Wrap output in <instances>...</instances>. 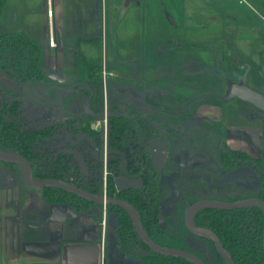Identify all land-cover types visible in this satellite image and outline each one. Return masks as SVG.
<instances>
[{"label": "rangeland", "instance_id": "obj_1", "mask_svg": "<svg viewBox=\"0 0 264 264\" xmlns=\"http://www.w3.org/2000/svg\"><path fill=\"white\" fill-rule=\"evenodd\" d=\"M62 1L65 2L66 10L64 26L60 19ZM43 3L44 0H21L20 9L13 2L12 7L0 16V34L22 30L34 35L40 45L41 77L39 79L18 82L8 68L7 52L0 57V107L4 99L18 97L20 121L25 126L38 128L51 120L65 122L67 119L97 111L98 114L102 111L109 113L108 109L115 106L129 107L137 111L144 110L148 114L160 111L161 108L156 107L149 97L162 99L166 103L167 101L177 103L180 106L189 101L182 98L177 100L169 94L168 83L162 78L173 75L170 68L151 67L148 69L149 76L144 80L138 78L136 68L129 74L127 68L121 66L117 55L123 56L124 51H119V47L113 43L110 36V20L108 14L105 16L102 11V3L99 9V4L94 2L91 17L84 18L83 21L79 19L81 16L78 17L72 10L71 7L75 8V4L69 5V0H50L49 13L44 11ZM40 5L42 8H39ZM85 15V11L82 10V17ZM156 17L157 12L153 10L148 19L149 25L155 23ZM124 33L126 35L130 32H124L123 28L121 37ZM50 37L56 46H49ZM81 39L91 43L80 47ZM242 39L244 35L232 44L225 38L217 40L216 44L220 45L219 53L212 61V67L216 63L219 64L218 79L217 82L207 80L203 84L206 90L217 91L224 86L229 89L231 84H237L245 85L263 94L264 76L258 77L259 80L256 82H249L247 79L239 82L230 76L243 79L240 75L241 63L236 61L237 66L231 71V68H228L231 62L225 60L222 54L229 53L230 45L241 48ZM82 59L88 66L79 63ZM97 67L100 71L104 70L106 76L110 75L107 78L104 76V79L101 77L102 80L99 82L98 100L95 99L101 106L99 109L95 104L90 103V98L84 91V88L90 84L87 80L93 75V69ZM184 71L191 72L190 68H184ZM217 95L221 103L223 117L221 123L197 119V111L195 112L193 108L180 112L176 118L169 113L163 114L165 121L176 123L177 130H180L181 134L176 139L168 141V166L164 167L158 177L155 176L158 184L155 241L166 247L193 254L205 264H216L215 257L220 256L209 241L191 234L186 229L185 214L190 205L200 200L220 201L216 200L220 198L227 199L224 201H231L230 199L233 198L243 200L258 198L260 193L264 194V189L261 187L264 181V110L240 98L224 101L222 93L218 92ZM105 106L108 107L107 110ZM201 106L199 109L201 112L209 109L206 105ZM184 110L185 107H182L181 111ZM5 119L11 118L7 115ZM106 120V118L101 119L103 146ZM78 122L82 126L84 120ZM95 126L98 127L99 123H95ZM54 138L59 140L50 141L48 144L51 147L66 154H69V151L74 152L76 156L80 153V156H84L89 163V151L92 148L89 147L88 135H80L79 132L77 136L69 138V131L61 127L55 132ZM230 138L236 141L238 145L236 147L239 148L237 150L260 160L262 169L259 170L249 164H238L231 169H222L220 143L224 139L230 141ZM204 140L207 142L205 143ZM230 147L234 148L235 144H230ZM216 164L218 168L215 167ZM210 168H213L212 172L209 171ZM31 171L33 174L32 169ZM100 171L101 176L103 172L111 176L113 182L115 172L108 171L107 161L102 163ZM106 187L105 178L99 185L98 195H105ZM224 188H226L224 192H219ZM107 211L108 226L113 232L116 213L112 210ZM116 222L117 217L115 225Z\"/></svg>", "mask_w": 264, "mask_h": 264}, {"label": "crops", "instance_id": "obj_2", "mask_svg": "<svg viewBox=\"0 0 264 264\" xmlns=\"http://www.w3.org/2000/svg\"><path fill=\"white\" fill-rule=\"evenodd\" d=\"M49 1L44 0L43 3L47 13L51 11ZM13 2L21 9V0H5L0 16L12 7ZM94 2L99 4V9L102 3V11L105 16L108 14L110 20L113 43L119 47V51H124L123 56L117 55L121 66L127 68L129 74L136 68L138 78L144 80L149 76L148 69L151 67L170 68L173 75L162 78L168 83L169 94L177 100H189L180 106L149 97L155 105L156 102L161 103L170 109L165 112L163 109L153 111L151 115L157 119L156 112H159L164 122L173 127L175 135L170 136V140L179 137L181 132L177 130L175 122L165 121L164 113L176 118L180 112L193 108L197 111V119L214 123L223 120L220 102L210 105L199 101L210 95L220 98L218 92L225 98L229 90L224 86L211 91L203 86L207 80L217 82L219 64L212 67V61L219 53L220 45L216 44L219 38H225L232 44L244 35L241 48L230 45L229 53L222 54L225 60L231 62L228 67L231 71L237 66L236 61L241 63L240 75L243 79L230 75L233 80L256 82L258 77L264 76V0H69V5L75 4V8H71L83 21L91 17ZM82 10L86 13L84 17ZM153 10H156L157 17L155 23L149 25L148 19ZM65 13V2L62 1L60 19L63 26ZM123 28L124 32L130 33H124L121 37ZM24 33L38 43L34 35ZM88 43L91 41L81 39L79 46ZM48 44L50 47L56 46L52 37ZM79 63L88 66L84 59ZM184 68H190L191 72H185ZM96 72L98 75L100 73V80L106 76L104 70L97 69ZM92 79L90 77L87 82L92 83ZM201 105H206L210 110L201 112ZM182 107H185L184 111H181ZM98 122L103 121L99 118ZM92 127H95V122ZM229 140H221L220 161L221 154L228 150L244 152L237 150L236 141L232 138ZM230 144H235V147L231 148ZM249 158L260 162L256 158ZM253 161L247 164L257 167L252 165ZM260 196L261 193L259 199ZM108 208L91 203L83 211L74 213L66 204L47 202L41 189L24 186L16 172L8 164L0 162V264H149L120 245L114 228L115 215L113 232L108 226Z\"/></svg>", "mask_w": 264, "mask_h": 264}, {"label": "trees", "instance_id": "obj_3", "mask_svg": "<svg viewBox=\"0 0 264 264\" xmlns=\"http://www.w3.org/2000/svg\"><path fill=\"white\" fill-rule=\"evenodd\" d=\"M4 2L5 0H0V15ZM5 52L8 54L10 73L18 82L32 81L41 77L39 69L40 47L29 35L21 31L0 34V57ZM97 69H93V75L91 76L93 82H89V89L84 88V91L87 92L90 102L100 108L99 102H96L100 82V73L98 75ZM199 101L215 105L220 102V99L208 96L200 98ZM156 107L163 109V112L170 110L169 107L157 102ZM108 111L111 114L106 121L105 136L108 171L120 174L118 168L121 166L122 161H125L126 170L131 174L140 172L144 182V186L140 190L131 188L115 194L112 178L107 175L108 197L126 201L136 208L143 229L155 241L158 184L155 181L151 158L145 153V148L148 139L155 132L158 134V131L153 124V120L144 110L137 111L128 107L115 106L108 109ZM123 113L125 115H121ZM7 115L11 119L6 120ZM98 116L97 111L96 114L79 115L78 118L67 119L65 122L51 120L44 126L34 128L25 126L20 121V99L18 97L4 99L0 107V151L22 156L28 162L30 169L33 170L31 175L34 181L43 179L59 180L93 195H98L99 185L103 181L100 171L102 166L103 130L102 122H98ZM81 120H85L82 126L78 122ZM93 122L99 123V126L92 127ZM61 127H65L69 131L70 138L77 136L79 132L80 135L90 137L89 147L92 150L89 152V163L86 162L84 156H81L84 159L81 162L73 152L69 151V154L62 153L48 144L50 141L59 140L54 136L55 132ZM168 132L169 137L175 135L172 128H168ZM221 155L222 169H231L238 164H247L253 161L246 153L239 151L228 150ZM252 163V165H257V168L261 169L259 161H253ZM8 165L21 180L22 174L19 166L13 163H8ZM215 167L218 168L217 164ZM86 169L88 171H85ZM212 170L213 168H210L209 171L212 172ZM41 191L47 202L66 204L74 213L83 211L88 204H91L89 201L65 190L42 188ZM260 199L264 200V194H261ZM230 200L235 201L237 199ZM108 209L116 213L115 232L120 245L127 252L140 254L142 257L137 256L143 258L149 264H190L180 258L165 257L151 252L136 235L127 214L119 207L113 206ZM193 223L197 227L212 231L220 240L223 248L229 253L234 264H264V215L259 207L250 206L234 210L201 208L195 211ZM215 259L216 264H225L222 258L215 257Z\"/></svg>", "mask_w": 264, "mask_h": 264}, {"label": "water", "instance_id": "obj_4", "mask_svg": "<svg viewBox=\"0 0 264 264\" xmlns=\"http://www.w3.org/2000/svg\"><path fill=\"white\" fill-rule=\"evenodd\" d=\"M56 77V75H53ZM228 97L223 100L228 101L233 98H240L245 100L258 108L264 110V95L254 91L245 85L231 84L227 93ZM159 135H154L147 143L145 153L151 156L155 176L158 177L164 169L167 161V150H168V138L163 130L158 131ZM0 161L4 163H16L21 168L22 180L26 187L41 189L43 187L60 188L66 190L82 199L89 201L90 203L106 205L108 207H119L124 210L129 216L133 225L134 231L141 242L153 253L159 254L165 257L180 258L186 260L190 264H205L203 261L193 254L187 252L170 249L163 245L158 244L143 229L140 216L136 208L126 201L118 200L115 198H109L104 196L93 195L85 190L77 189L76 187L57 180H40L33 181L31 170L28 162L21 156L9 154L0 151ZM120 175L114 178V184L119 192L127 191L129 189L140 190L144 186L142 179H135L134 176H129L126 172L125 161H122L121 167L119 168ZM250 206H257L261 209L264 215V201L259 199H243L235 201H212V200H200L194 204H191L185 214V227L194 235L206 238L213 242L216 251L219 255L227 262V264H233L228 252L222 247L218 238L209 230L196 227L193 223V215L195 211L201 208H216L221 210H234L247 208ZM263 250H264V235H263Z\"/></svg>", "mask_w": 264, "mask_h": 264}, {"label": "flooded vegetation", "instance_id": "obj_5", "mask_svg": "<svg viewBox=\"0 0 264 264\" xmlns=\"http://www.w3.org/2000/svg\"><path fill=\"white\" fill-rule=\"evenodd\" d=\"M92 114H96V112H94V113H92ZM105 114V115H104ZM107 115H108V117H109V115H111L110 113H103L102 112V114H99V116H98V118H106V119H108V117H107ZM121 115H125L124 113L123 114H121ZM120 115V116H121ZM151 115L152 114H149V116L151 117ZM156 115H157V119L156 118H154L153 116L151 117V119L153 120V124H154V126L156 127V130L157 131H159L160 129L161 130H163V132L166 134V136H167V138H168V140L170 141V138H169V132H168V128H170V126L167 124V123H165L164 122V120L162 119V117H161V115H160V113L159 112H156ZM171 128H173V127H171ZM174 129H176V128H174ZM154 135H156V136H158L159 135V133L158 134H156V132L148 139V141L154 136ZM70 138V137H69ZM148 143V142H147ZM147 147V146H146ZM75 149V148H74ZM146 149V148H145ZM76 150V149H75ZM78 151V150H77ZM90 152V151H89ZM73 154L76 156V154L73 152ZM81 154L80 153H78V157L77 158H79L80 159V161L82 162L84 159L80 156ZM150 156V155H149ZM150 158H151V156H150ZM151 161H152V158H151ZM84 164V163H83ZM152 165H153V162H152ZM166 165H167V163H166ZM165 165V166H166ZM121 166H119V168H120ZM118 168V169H119ZM153 168H154V166H153ZM126 172H127V174L129 175V176H134L135 177V179H142L141 178V173L140 172H135V173H133V174H131V173H129L127 170H126ZM119 175V173L117 174V173H115V175L113 176V185H114V187H115V194H117V193H119V191L117 190V188H116V186H115V184H114V178L116 177V176H118ZM107 187H106V189H105V196H107L108 197V194H107Z\"/></svg>", "mask_w": 264, "mask_h": 264}, {"label": "bare ground", "instance_id": "obj_6", "mask_svg": "<svg viewBox=\"0 0 264 264\" xmlns=\"http://www.w3.org/2000/svg\"><path fill=\"white\" fill-rule=\"evenodd\" d=\"M105 115V114H104ZM107 117H108V115H107ZM2 152V151H1ZM6 153V152H5ZM9 154H13V153H9ZM14 155H17V156H20V155H18V154H14ZM22 157V156H21ZM167 159H168V154H167ZM0 162H2V161H0ZM167 162V161H166ZM4 163V162H3ZM6 164H8V163H6ZM13 164H16V163H13ZM17 166H19L18 164H16ZM19 168H20V166H19ZM31 170V169H30ZM20 171H21V168H20ZM33 180V179H32ZM43 180H47V179H43ZM49 180H53V179H49ZM21 181H22V183H23V180H22V175H21ZM34 181V180H33ZM38 181H40V180H38ZM57 181H59V180H57ZM35 182H37V181H35ZM63 182V181H62ZM64 183H67V182H64ZM24 184V183H23ZM67 184H69V183H67ZM71 185V184H70ZM25 186V185H24ZM73 186V185H72ZM75 187V186H74ZM29 188V187H28ZM43 188H52V187H43ZM31 189H35V188H31ZM42 189V188H41ZM55 189H60V188H55ZM78 189V188H77ZM60 190H63V189H60ZM82 190V189H81ZM66 191V190H65ZM68 192V191H67ZM70 193V192H69ZM264 193V192H263ZM72 194V193H71ZM74 195V194H73ZM76 196V195H75ZM97 196H104V197H107V196H105V195H97ZM78 197V196H77ZM110 198V197H109ZM249 199H259V198H249ZM259 200H261V201H264V200H262V199H259ZM124 211V210H123ZM125 212V211H124ZM126 213V212H125ZM127 214V213H126ZM139 214V213H138ZM128 216V215H127ZM129 217V216H128ZM130 219V218H129ZM131 221V220H130ZM197 227V226H196ZM210 231V230H209ZM212 232V231H211ZM213 233V232H212ZM214 234V233H213ZM194 235V234H193ZM215 235V234H214ZM195 236H197V235H195ZM216 236V235H215ZM197 237H200V236H197ZM217 237V236H216ZM201 239H205V240H207V241H209L208 239H206V238H202V237H200ZM219 240V239H218ZM220 241V240H219ZM210 243H212L213 244V242H211V241H209ZM221 243V242H220ZM213 246H214V244H213ZM166 247V246H165ZM223 247V246H222ZM167 248H169V247H167ZM214 248H215V246H214ZM170 249H173V248H170ZM215 250H216V248H215ZM264 251V250H263ZM217 252V251H216ZM217 254L219 255V253L217 252ZM229 254V253H228ZM220 256V255H219ZM230 256V255H229ZM221 257V256H220ZM222 258V257H221ZM231 258V257H230ZM223 259V258H222ZM232 260V259H231ZM225 261V260H224ZM226 262V261H225ZM226 264H227V262H226ZM234 264V263H233Z\"/></svg>", "mask_w": 264, "mask_h": 264}, {"label": "built area", "instance_id": "obj_7", "mask_svg": "<svg viewBox=\"0 0 264 264\" xmlns=\"http://www.w3.org/2000/svg\"><path fill=\"white\" fill-rule=\"evenodd\" d=\"M106 124V122H104ZM104 136H106V128L104 129ZM101 161L102 163L106 162V138L104 137V146L102 148L101 153ZM106 178V172H103V180Z\"/></svg>", "mask_w": 264, "mask_h": 264}]
</instances>
